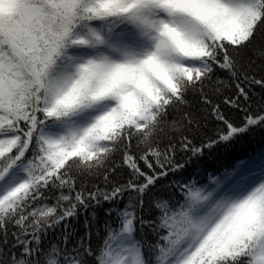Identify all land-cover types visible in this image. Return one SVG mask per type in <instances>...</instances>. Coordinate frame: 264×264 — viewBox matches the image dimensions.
<instances>
[{"label":"snow or ice","instance_id":"6c2138e0","mask_svg":"<svg viewBox=\"0 0 264 264\" xmlns=\"http://www.w3.org/2000/svg\"><path fill=\"white\" fill-rule=\"evenodd\" d=\"M257 133L264 0H0V264H264Z\"/></svg>","mask_w":264,"mask_h":264},{"label":"trees","instance_id":"16d2710c","mask_svg":"<svg viewBox=\"0 0 264 264\" xmlns=\"http://www.w3.org/2000/svg\"><path fill=\"white\" fill-rule=\"evenodd\" d=\"M257 92L259 90L257 89ZM201 105L198 98H193L192 100V111L198 112ZM175 137L178 138L179 132L173 133ZM164 143H167V139H164ZM264 150V140L261 139L260 134L257 133L254 137H248L244 140L237 141L229 148H218L206 154L205 157L200 162H194L188 166V173L195 170L198 174L196 179L200 180L202 183H208L209 175H218L225 169L230 168L238 161L245 159L249 154L254 151ZM187 175V173H186ZM99 182V181H97ZM54 201H50L52 203ZM78 233H83V217L80 218V223L76 224ZM97 240L93 237V245L95 246Z\"/></svg>","mask_w":264,"mask_h":264}]
</instances>
